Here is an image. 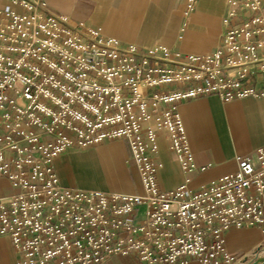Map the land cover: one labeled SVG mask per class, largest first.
I'll list each match as a JSON object with an SVG mask.
<instances>
[{"label":"built area","instance_id":"2783aa9c","mask_svg":"<svg viewBox=\"0 0 264 264\" xmlns=\"http://www.w3.org/2000/svg\"><path fill=\"white\" fill-rule=\"evenodd\" d=\"M0 235L16 264H234L224 233L264 231V144L235 172L193 190L162 189L158 138L185 173L198 166L178 106L199 96L264 97V0H227L222 40L207 54L142 48L45 0H0ZM199 0H187L185 16ZM126 139L140 192L63 184L55 160ZM203 169V167L201 168Z\"/></svg>","mask_w":264,"mask_h":264},{"label":"crops","instance_id":"0c3cea01","mask_svg":"<svg viewBox=\"0 0 264 264\" xmlns=\"http://www.w3.org/2000/svg\"><path fill=\"white\" fill-rule=\"evenodd\" d=\"M47 10L85 21L125 44L146 48L166 45L185 53L207 54L216 49L224 32L227 0H199L185 16L187 0H45ZM0 4L3 2L0 1ZM178 111L198 168L185 173L163 133L158 138L162 167L158 183L174 189L189 178L196 190L233 173L242 157H253L264 144V97L222 101L217 95L181 102ZM63 184L84 189L140 192L141 184L126 139L106 141L86 149H73L55 160ZM203 167V169H201ZM15 188L0 178V199ZM227 251L243 264L264 248V231L258 225L232 228L224 233ZM259 256L264 255L261 251ZM9 237L0 235V264H16ZM106 264H141L134 255H115ZM186 264H198L188 259ZM264 264V263H261Z\"/></svg>","mask_w":264,"mask_h":264},{"label":"water","instance_id":"95a60500","mask_svg":"<svg viewBox=\"0 0 264 264\" xmlns=\"http://www.w3.org/2000/svg\"><path fill=\"white\" fill-rule=\"evenodd\" d=\"M261 251H264L263 247L254 251L252 258L243 264H261V263H264V255L263 256L258 255L261 253Z\"/></svg>","mask_w":264,"mask_h":264}]
</instances>
